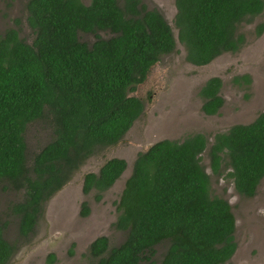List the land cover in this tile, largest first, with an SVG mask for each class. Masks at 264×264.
<instances>
[{"label": "trees", "instance_id": "trees-1", "mask_svg": "<svg viewBox=\"0 0 264 264\" xmlns=\"http://www.w3.org/2000/svg\"><path fill=\"white\" fill-rule=\"evenodd\" d=\"M175 7L176 35L158 9L140 0H28L32 38L13 27L0 33V187L23 194L11 205L22 236L90 156L123 140L144 109L143 99L129 92L162 55L179 42L189 63L204 66L239 51L245 44L239 26L264 12V0H175ZM79 32L96 39L88 44ZM239 79L251 80L248 74ZM220 87L218 76L201 86L205 114L223 104ZM35 124L47 129L48 140L30 149L27 129ZM207 143L197 132L138 152L117 203L114 226L124 239L110 246L106 236L96 237L88 250L96 264H157L163 242L158 264H232L235 216L227 199L211 194L201 163ZM208 157L214 175L229 166L236 192L254 196L264 177V111L215 133ZM126 168L124 158H106L97 171H84L83 193L95 190L99 199ZM88 211L84 203L82 215ZM7 223L0 220V264H9L15 251L4 238ZM55 260L49 253L47 261Z\"/></svg>", "mask_w": 264, "mask_h": 264}, {"label": "rangeland", "instance_id": "rangeland-1", "mask_svg": "<svg viewBox=\"0 0 264 264\" xmlns=\"http://www.w3.org/2000/svg\"><path fill=\"white\" fill-rule=\"evenodd\" d=\"M23 0H0V31L17 28L20 37L32 38V29L23 18ZM89 3L90 0H82ZM122 3L123 0H117ZM147 8L158 9L172 26L176 13L175 0H140ZM263 24L260 32L257 26ZM31 29V30H30ZM245 37L243 47L234 53H223L211 63L195 66L185 58L183 45L177 42L176 50L162 55L149 72L146 85H137L129 94L145 101L146 110L133 123L117 145L99 149L90 156L72 178L42 207L41 214L32 232L27 236L19 233L18 217L12 213L11 205L22 199V192L0 187V220H7L4 238L15 246L9 264H96L89 256V244L104 235L110 246L120 244L124 232L115 228L118 216L117 203L130 174L131 165L138 152L146 150L153 142L168 138L182 140L189 134L203 133L207 137V148L201 154V163L211 177L212 195L221 196L231 204L235 216L234 237L237 249L230 259L232 264H264V177L254 196H241L234 189L233 179L227 174L230 167L222 164L220 175L211 171L208 147L217 132L226 131L237 123H249L264 111V12L250 22L239 26ZM102 37L110 32L99 31ZM80 40L88 44L96 37L92 33L79 32ZM250 76V82L235 77ZM212 76L222 80L223 106L215 115H206L202 109L203 99L199 90ZM152 94L153 100H148ZM30 149L45 144L47 129L38 124L27 129ZM121 157L127 161V170L113 186L96 198L95 190L82 191L83 174L97 171L106 158ZM85 171V172H84ZM89 208L82 215L83 204ZM167 244L156 247L154 259L159 263ZM49 253L56 260L47 261Z\"/></svg>", "mask_w": 264, "mask_h": 264}, {"label": "flooded vegetation", "instance_id": "flooded-vegetation-1", "mask_svg": "<svg viewBox=\"0 0 264 264\" xmlns=\"http://www.w3.org/2000/svg\"><path fill=\"white\" fill-rule=\"evenodd\" d=\"M27 1L28 0H23L22 2H21V11H22V14H23V18L26 20V15H27V9H26V3H27ZM12 2H14V0H12ZM85 4H88V3H85ZM27 21V20H26ZM14 28V27H13ZM6 30V29H5ZM5 30H3V31H0V33H2V32H4ZM18 30V29H17ZM31 30V29H30ZM18 33H19V30H18ZM20 36V35H19ZM220 78V77H219ZM221 79V78H220ZM147 81V80H146ZM146 81L144 82V83H142V85H144L145 87H146V89H147V85H146ZM205 83V82H204ZM221 87H222V80H221ZM221 87H220V90H219V94L221 95V93H220V91H221ZM222 96V95H221ZM223 98V97H222ZM148 100H153V97H152V94H150L149 93V95H148ZM144 102V109H143V112L141 113V115L144 113V111L146 110V106H145V101H143ZM224 104V103H223ZM223 104L220 106V108L223 106ZM220 108L218 109V112H219V110H220ZM217 112V113H218ZM216 113V114H217ZM207 115V114H206ZM213 115H215V114H213ZM134 123V122H133ZM133 125V124H132ZM132 127V126H131ZM161 140V139H160ZM158 141V140H157ZM156 142V141H155ZM155 142H153L152 144H154ZM151 144V145H152ZM150 146V145H149ZM92 242V241H91ZM90 245V244H89Z\"/></svg>", "mask_w": 264, "mask_h": 264}]
</instances>
